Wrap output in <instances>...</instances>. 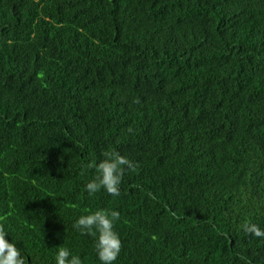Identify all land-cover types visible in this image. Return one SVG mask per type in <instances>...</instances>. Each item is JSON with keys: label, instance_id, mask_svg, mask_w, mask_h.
<instances>
[{"label": "trees", "instance_id": "trees-1", "mask_svg": "<svg viewBox=\"0 0 264 264\" xmlns=\"http://www.w3.org/2000/svg\"><path fill=\"white\" fill-rule=\"evenodd\" d=\"M131 160L120 195L84 167ZM115 210V264H264V0H0V227L25 264Z\"/></svg>", "mask_w": 264, "mask_h": 264}, {"label": "clouds", "instance_id": "clouds-1", "mask_svg": "<svg viewBox=\"0 0 264 264\" xmlns=\"http://www.w3.org/2000/svg\"><path fill=\"white\" fill-rule=\"evenodd\" d=\"M104 157L100 162L89 160L84 166L95 172L94 177L85 184V191L92 195L104 190L117 197L120 195L125 170H134L135 166L131 160L116 151L106 152ZM118 220L119 213L115 210H97L80 215L72 224L79 234L93 238L99 264H115L121 253V238L114 227ZM241 229L247 235L264 238V228L254 223H244ZM8 237V232L0 227V264H25V254ZM54 261L55 264H83L81 257L73 254L67 247H57Z\"/></svg>", "mask_w": 264, "mask_h": 264}]
</instances>
